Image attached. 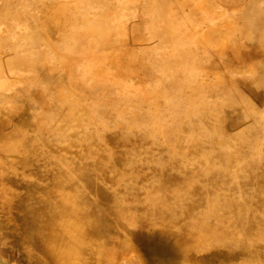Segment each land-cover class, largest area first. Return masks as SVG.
Returning a JSON list of instances; mask_svg holds the SVG:
<instances>
[{"label":"rangeland","instance_id":"rangeland-1","mask_svg":"<svg viewBox=\"0 0 264 264\" xmlns=\"http://www.w3.org/2000/svg\"><path fill=\"white\" fill-rule=\"evenodd\" d=\"M0 264H264V0H0Z\"/></svg>","mask_w":264,"mask_h":264},{"label":"bare ground","instance_id":"bare-ground-1","mask_svg":"<svg viewBox=\"0 0 264 264\" xmlns=\"http://www.w3.org/2000/svg\"><path fill=\"white\" fill-rule=\"evenodd\" d=\"M61 170H62L61 174L65 175L66 182L68 185H70L74 178L69 177V175H68V174H70L69 167L67 166V168H65V169L62 168ZM54 183H55V185H61V183H59L58 181H55ZM63 186L65 187L67 185L63 184ZM70 193H74V191L68 190L65 192V194H67V195H69ZM68 197H70V195ZM45 202H47L46 203V210L47 211L44 214V216L45 217L52 216V215L54 216L55 214L59 213V217L61 216L62 220H64V221H62L64 228H70V223H68V220L66 219V217L72 216L73 212H74V214H77L78 211H81L80 206L82 205V203H81V204H78L77 206H75L74 202L72 203L70 201H67V202L64 201L61 204L57 203L56 200L45 201ZM41 216H42L41 213L36 212L35 210L32 209L30 216H28V222H27L28 225H29V223L34 225L37 222V218L41 217ZM46 225H47V227H49V224H46ZM86 227L90 228L91 233H93L94 235H96L98 237L101 235V233H103L101 230L102 226L100 228L99 221L97 219H96V221H93L91 223L88 222ZM43 229L44 228H42V230ZM48 232H49V230H48ZM50 237L53 239V244L49 245L48 248H45L44 252H45L46 256L48 257V259H53L55 261V263H57L59 255L68 246V244H66V242H64V241L60 242L59 237L57 235L53 236L51 234Z\"/></svg>","mask_w":264,"mask_h":264},{"label":"crops","instance_id":"crops-1","mask_svg":"<svg viewBox=\"0 0 264 264\" xmlns=\"http://www.w3.org/2000/svg\"><path fill=\"white\" fill-rule=\"evenodd\" d=\"M37 36H39V35H37ZM38 38L41 39V37H38ZM47 43H48L47 44L48 45V49L50 51L47 50V51H45L44 54L43 53L36 54L37 56H34L33 59H31L30 61H26V66L25 67L35 68V66H36L35 64H38L39 62H41V63L46 62L47 63V62H50V59L51 60H54L55 59V56H53V54H52V52H54V50H55V46H54L53 43H49V42H47ZM34 55H35V53H34ZM45 58H48V60H46ZM21 62H22V64H25L24 61H21ZM7 63H8V61L5 62V64H7ZM62 63H64V61H62L61 64ZM13 64H14V69L11 70V71H13L12 73L15 74V75L19 74L20 76H23L24 73H22L20 71H17V63H13ZM57 68H58V66H56V67H50L49 70H48L47 76L45 78H43V79H46V82L50 85V89H49L50 92H51V89L52 88L56 87V89H55V92L56 93H52V97L54 98L55 101H58L57 99H59V97L61 95H63V93L58 94V91H57L58 88L63 85V83L58 78H56V79L55 78H52V75H51L52 74V71L57 70ZM5 87H8V84H6ZM67 90H70V86H66V88H65L64 91H67ZM72 110H74V107H71L69 110L66 111V116H69V113H71Z\"/></svg>","mask_w":264,"mask_h":264}]
</instances>
